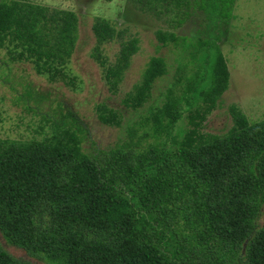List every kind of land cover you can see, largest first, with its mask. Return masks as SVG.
<instances>
[{
    "label": "trees",
    "instance_id": "obj_1",
    "mask_svg": "<svg viewBox=\"0 0 264 264\" xmlns=\"http://www.w3.org/2000/svg\"><path fill=\"white\" fill-rule=\"evenodd\" d=\"M134 1L168 17L170 29L156 31L167 46L178 43L175 30L198 11L215 12L228 33L236 0ZM79 21L73 10L0 0V51L6 49L7 63L30 62L50 81L72 83L67 67ZM92 29L91 56L116 93L140 38L100 16ZM115 40L120 49L110 62L103 49ZM197 45L214 48L210 82L202 85L196 72L183 84L180 73L163 104L131 124L115 147L86 153L84 127L67 120L49 139H0V231L10 244L51 264H264V119L251 121L232 103L233 124L225 134L203 130L231 74L217 42L199 39ZM167 71L166 60L153 56L124 104L144 106ZM181 100L190 113L179 135L172 129L184 116ZM97 112L103 124H121L119 112L106 104ZM0 264L35 263L0 247Z\"/></svg>",
    "mask_w": 264,
    "mask_h": 264
},
{
    "label": "rangeland",
    "instance_id": "obj_2",
    "mask_svg": "<svg viewBox=\"0 0 264 264\" xmlns=\"http://www.w3.org/2000/svg\"><path fill=\"white\" fill-rule=\"evenodd\" d=\"M51 8L75 11L79 16V38L76 51L68 64V81H50L39 75L30 62L9 61L7 51H0V139L18 141L51 138L63 121L81 129L82 147L86 153L96 148L109 149L127 138V129L147 116L152 108L162 105L167 88L178 82L180 73L186 77L199 73L201 84L207 85L212 76L214 48L198 46V40L217 42L228 59L231 79L219 106L208 115L205 132L225 134L233 124L229 106L237 103L251 121L264 119V0H236L229 31L219 25L215 12L198 11L181 28L178 43L162 46L156 36L158 29H170L168 17L144 10L134 0H27ZM112 21L128 35L140 38V51L133 57L119 90H110L104 79L103 67L92 58L96 44L92 25L95 17ZM198 48V49H197ZM120 49L119 41L104 45L103 53L114 62ZM207 52V53H206ZM153 56H162L168 65L165 75L156 80L144 106L127 107L123 99L142 81V75ZM194 56H197L195 59ZM5 62V63H4ZM183 65L186 67L182 68ZM181 68V71H179ZM184 116L174 128L182 135L188 128L190 105L183 100ZM106 104L117 110L119 126L103 124L98 119L97 105ZM73 115L77 118L74 124ZM81 135V133H80ZM148 140H152L149 138ZM172 145L169 140L167 145ZM0 247L16 257L35 264H51L31 257L18 246L10 244L0 231Z\"/></svg>",
    "mask_w": 264,
    "mask_h": 264
}]
</instances>
